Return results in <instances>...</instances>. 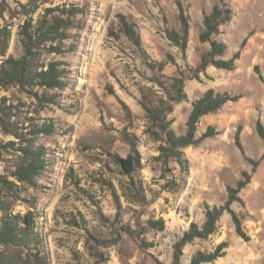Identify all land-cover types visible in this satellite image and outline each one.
Listing matches in <instances>:
<instances>
[{"label": "rangeland", "instance_id": "1", "mask_svg": "<svg viewBox=\"0 0 264 264\" xmlns=\"http://www.w3.org/2000/svg\"><path fill=\"white\" fill-rule=\"evenodd\" d=\"M219 1L0 0V26L11 30L0 65L9 56L24 54L19 32L26 21L37 24L71 8H77L79 21L61 51L49 43L40 54L45 67L50 61L66 67L62 87L0 85V102L10 109L20 133L32 137L36 123L53 121L55 126L54 132L36 137L45 147L46 162L30 184L13 175L23 161L19 148L24 142L9 125H2L0 109V174L16 184L13 193L2 190L0 198L9 202L13 213L33 212L40 236L37 249L34 244L22 248L25 258L33 261L38 254L45 256L46 264H95L89 240L120 235L118 245L104 249L110 254L108 264H156L158 259L172 264L174 244L192 222L204 224L207 205L224 206L233 188L237 199L231 208L242 217L246 237L238 234L232 215L225 211L215 233L185 246L181 264H190L198 251L213 252L222 242L228 244L225 255L203 264H264V0H226L232 20L214 37L227 44L225 59L237 53L240 57L235 69L210 65L198 79L201 57L210 50L200 39L204 16ZM182 11L190 24L186 51L170 39L171 31L182 29ZM128 25L134 26L141 44L127 34ZM151 60L163 61V72L155 73ZM176 77L184 80L188 94L169 115L179 135L188 131L194 102L210 88L233 98L201 117L199 141L184 148L190 160L187 168L160 157L162 142L148 132L142 104L168 99ZM45 91L55 94L56 102L40 100ZM210 126L217 134L201 140ZM128 135L136 136L141 154L132 175L116 162L117 156L131 152ZM240 181L244 187L238 189ZM118 201L123 206L120 215ZM160 217L166 228H149L148 220ZM126 226L153 245L142 249L139 237L123 231Z\"/></svg>", "mask_w": 264, "mask_h": 264}, {"label": "trees", "instance_id": "2", "mask_svg": "<svg viewBox=\"0 0 264 264\" xmlns=\"http://www.w3.org/2000/svg\"><path fill=\"white\" fill-rule=\"evenodd\" d=\"M77 8L63 10L61 14H55L51 19L47 16L40 19L37 24L32 20L26 21L21 29L20 36L24 48V54L20 58L14 56L7 57L0 65V85L8 87L17 84L21 87H43L46 89H54L63 86L62 77L67 73L66 67L62 66L57 61H50L45 67L44 62H41L40 54L50 43L55 51H61V45L64 40L69 37V30L74 27H79L77 20ZM232 8L226 0H220L212 11L204 16V28L200 33V39L203 42L210 44V50L203 53L201 62L197 68L196 78L199 79V73L205 71L208 66L213 65L217 68L233 70L236 68V60L240 57L237 53L233 58L225 59L224 56L227 51V44L224 41L216 39L214 36L221 32V26L232 20ZM180 18L182 20L181 31L173 30L170 32V39L183 51H186L190 24L185 17L184 12H181ZM127 34L138 44H141L140 35L136 32L133 25H128L126 29ZM11 39V30L5 25L0 26V55L5 56L8 51L9 42ZM59 42L58 46L54 47L53 43ZM151 69L155 72H163L165 63L151 60L149 62ZM160 85L164 86V82L157 77L156 80ZM171 91L168 99L161 98L159 103L148 104L143 102V107L147 112L149 119L148 132L151 136L161 141L159 147L160 157L165 163L170 159L175 160L181 167L187 168L190 165V160L187 158L184 148L196 144L197 125L201 117L218 111L228 100L233 98L229 93H222L210 88L204 95L193 104L192 112L188 119V131L185 135H179L172 128V120L169 115L174 111V105L178 102L188 99V94L185 90L184 80L176 77L171 79ZM39 94L36 93V96ZM56 102L55 94L51 96L45 92L42 93L40 100ZM46 103V102H44ZM0 109L2 110V125L11 127L9 131L18 135L23 140V145L19 148L22 152L23 161L18 165L14 176L19 180L33 184L36 176L40 174L45 167L46 150L43 145H38L36 137L42 133H52L55 130L54 122H44L43 124H33L31 135L27 133H20L18 131V124L11 121V111L5 108L0 102ZM30 133V132H29ZM216 130L210 126L208 130L200 137L204 139L209 136L216 135ZM264 138V131L261 132ZM128 142L131 145V152L127 157L117 156L116 162L120 165L123 173L132 175V173L140 165L141 154L138 148L136 136H127ZM13 144V143H11ZM133 179V178H132ZM134 183V180L132 181ZM15 182L9 179L5 174H0V192L5 190L13 193ZM244 187V182L240 181L238 189ZM235 189L231 188L230 197L224 206L206 207V220L202 226L196 222H192L190 229L174 244V254L172 264H181L182 256L184 255V248L188 243L193 242L196 238H208L215 233L219 228V222L225 211H228L235 222L236 230L239 235L246 237V232L243 227L242 217L231 208V203L235 198ZM9 202L0 198V264H46L45 256L34 255L35 260L31 257L25 258L22 248H31L34 244L37 249V244L40 242V236L34 228L33 212L13 213L9 209ZM122 204L118 201L117 215L122 211ZM148 226L151 229L164 230L166 228V220L163 217L158 219L150 218ZM123 231L130 236L140 238V246L142 249H147L153 245L152 242L146 238H141L138 232H135L132 226H126ZM137 233V235H135ZM122 238L118 235L115 238L102 239L96 238L93 243L89 240L87 249L90 255L94 258L95 264H108L110 262V254L104 249L113 245H118ZM226 242L220 243L213 252L198 251L193 255L190 264H203L205 262H212L218 257L224 256V249L227 247ZM16 251V252H13ZM156 264H167L162 260H156Z\"/></svg>", "mask_w": 264, "mask_h": 264}]
</instances>
